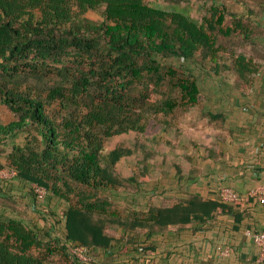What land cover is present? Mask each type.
Here are the masks:
<instances>
[{
  "label": "trees",
  "instance_id": "obj_1",
  "mask_svg": "<svg viewBox=\"0 0 264 264\" xmlns=\"http://www.w3.org/2000/svg\"><path fill=\"white\" fill-rule=\"evenodd\" d=\"M88 12L103 19L83 20L89 32L80 25ZM260 35L227 0H0V99L18 117L0 124V170L18 173L16 180L0 178V264H95L77 260L70 248L109 251L130 240L109 229L155 232L225 212L230 204L193 195L124 216L125 205L109 194L158 177L154 153L124 177L121 161L133 149L108 146L131 132L168 131L202 101L194 73L166 60L194 62L245 90L263 66ZM157 94L162 98L152 102ZM31 183L50 192L49 213ZM19 186L25 205L15 195Z\"/></svg>",
  "mask_w": 264,
  "mask_h": 264
},
{
  "label": "crops",
  "instance_id": "obj_2",
  "mask_svg": "<svg viewBox=\"0 0 264 264\" xmlns=\"http://www.w3.org/2000/svg\"><path fill=\"white\" fill-rule=\"evenodd\" d=\"M227 4L260 28L261 35L255 41L264 50V0H227ZM247 49L251 51V45ZM261 62L263 66L243 91L236 89L235 78L213 73L208 74L209 80L203 85L199 84L203 98L193 109L198 108L197 119L205 121V129L191 126L183 130L184 136L192 135L189 144L182 143L183 135L178 132L176 146L169 145V155L162 159L169 162L170 156L178 155V162H174L180 166L181 174L175 168L176 173L151 176L140 188L109 194L114 202L125 205L124 216L131 212L148 213L154 205L160 208L169 201L193 195L218 201L219 190L224 186L238 192L242 200L230 204L225 212L217 211L204 223L169 226L155 232L109 229V235L116 239L130 240L115 243L109 251L92 252L91 262L263 264L250 234L264 232V205L249 196L251 190L264 187V60ZM21 194L25 196L23 201ZM15 195L24 205L30 202L22 186ZM32 217L38 218L35 214ZM60 219L64 220L61 216Z\"/></svg>",
  "mask_w": 264,
  "mask_h": 264
},
{
  "label": "rangeland",
  "instance_id": "obj_3",
  "mask_svg": "<svg viewBox=\"0 0 264 264\" xmlns=\"http://www.w3.org/2000/svg\"><path fill=\"white\" fill-rule=\"evenodd\" d=\"M83 20H87L89 22H92L95 25H98L102 22L103 19L98 12L86 13L83 16L80 25L82 29L89 32L87 28L83 27L84 25ZM165 63L173 64L178 67L185 66L186 68H188L194 73L200 85L201 84L203 85L205 81L209 80L207 73L206 74L202 73V71L200 70V66H198L194 62L186 63L182 59H170V60H166ZM66 64H70V60H68ZM160 98H162V95L157 94V95H153L151 97V100L152 102H154ZM57 107H58L57 105H52L51 109L54 110V109H57ZM199 114L200 112L198 108L191 109L185 115L179 116L174 121V127H171L170 129H168V131L163 130L162 127H159L158 129L149 128V131L146 134H138V133L131 132V133L113 138L109 142L108 148L112 149L116 146L123 145L125 147L132 148L134 151V155L132 157L124 158L121 161V162H124V164L120 166L121 175H123L124 177H128L131 174H133V172L137 170L136 163L143 162V161L146 162L147 157H148L147 154L149 153L151 154L154 153L153 159H155V162H156L154 163L156 166L154 170L155 175L157 174L158 176H160L162 174L160 173L161 172L160 168H164L168 174H171L173 172L176 173L177 171L173 167L172 162H174L175 160H177L178 162L179 159H176L178 158V155L174 154L173 157L170 156L168 164L166 162L167 165L165 164V162H163L165 165L162 164V159L164 156L166 157V155L167 156L169 155L168 151L169 149H171L170 146L175 144L176 138L178 137L177 132H181V135H183L182 131L183 130L186 131V129H190L191 126H194L197 128H199L200 126L202 127L201 129H205L204 128L205 121L197 119ZM153 117L154 116L150 118V125H152L153 122H155L154 120H156ZM158 118H160V121L164 120L162 117H160V115L157 116V119ZM17 119L18 117H16L11 111H9L1 103V99H0V124L9 125L12 122H15ZM176 129H177V132H176ZM191 138H192V135L190 134L189 135L187 134L185 136L183 135L182 143L189 144V139L191 140ZM21 139L22 137H20L18 140H21ZM54 263L64 264L59 258H55Z\"/></svg>",
  "mask_w": 264,
  "mask_h": 264
},
{
  "label": "built area",
  "instance_id": "obj_4",
  "mask_svg": "<svg viewBox=\"0 0 264 264\" xmlns=\"http://www.w3.org/2000/svg\"><path fill=\"white\" fill-rule=\"evenodd\" d=\"M18 177V173L16 170L13 169H2L0 170V178L3 180H15ZM33 193L35 194L38 203L40 204L42 210L44 213H49V206L47 204L48 197H49V191L36 184V183H31L30 185ZM250 197H253L257 199V201L261 204L264 205V187H258L249 193ZM218 198L221 202L227 203V204H236L242 200V196L233 190L230 187H222L219 190ZM60 216L62 219L65 218V215L63 212L60 213ZM52 221H50V224ZM259 248V254H260V260L264 264V232H259V233H254L250 234ZM70 253L72 256H74L77 260L83 262V263H90L92 261V257L90 254H88V251L81 246H73L70 248Z\"/></svg>",
  "mask_w": 264,
  "mask_h": 264
}]
</instances>
